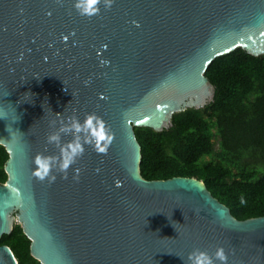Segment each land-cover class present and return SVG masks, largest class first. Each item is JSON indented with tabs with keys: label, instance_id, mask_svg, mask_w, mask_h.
<instances>
[{
	"label": "water",
	"instance_id": "obj_1",
	"mask_svg": "<svg viewBox=\"0 0 264 264\" xmlns=\"http://www.w3.org/2000/svg\"><path fill=\"white\" fill-rule=\"evenodd\" d=\"M236 48L264 54V0H0V237L17 209L41 264H264V215L145 179L134 133L211 102Z\"/></svg>",
	"mask_w": 264,
	"mask_h": 264
},
{
	"label": "trees",
	"instance_id": "obj_2",
	"mask_svg": "<svg viewBox=\"0 0 264 264\" xmlns=\"http://www.w3.org/2000/svg\"><path fill=\"white\" fill-rule=\"evenodd\" d=\"M204 75L214 86L211 102L171 116L160 131L134 127L140 145V172L147 180L173 176L203 181L209 192L239 220L264 215V54L241 48L214 58ZM8 158L0 145V183ZM17 264H41L30 240L15 223L0 245Z\"/></svg>",
	"mask_w": 264,
	"mask_h": 264
},
{
	"label": "rangeland",
	"instance_id": "obj_3",
	"mask_svg": "<svg viewBox=\"0 0 264 264\" xmlns=\"http://www.w3.org/2000/svg\"><path fill=\"white\" fill-rule=\"evenodd\" d=\"M16 213H17V209H15L13 212H11V213L9 214L10 216L13 217V220H12L13 225H14L15 223L20 222L18 216L16 215Z\"/></svg>",
	"mask_w": 264,
	"mask_h": 264
}]
</instances>
